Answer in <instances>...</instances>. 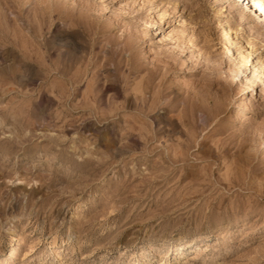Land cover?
<instances>
[{"label":"rangeland","instance_id":"rangeland-1","mask_svg":"<svg viewBox=\"0 0 264 264\" xmlns=\"http://www.w3.org/2000/svg\"><path fill=\"white\" fill-rule=\"evenodd\" d=\"M254 1L0 0V264H264Z\"/></svg>","mask_w":264,"mask_h":264},{"label":"bare ground","instance_id":"bare-ground-1","mask_svg":"<svg viewBox=\"0 0 264 264\" xmlns=\"http://www.w3.org/2000/svg\"><path fill=\"white\" fill-rule=\"evenodd\" d=\"M253 4H254V6L260 11V13H262V14H264V3L262 2V0H255L254 2H253ZM261 14V15H262ZM258 15V14H257ZM222 25V24H221ZM224 28V27H223ZM230 29V28H229ZM223 30V33H222V36H223V38H221V40H222V43H223V45H224V48H226V49H231L230 47H231V40H230V36H228V32H227V29L225 30V29H222ZM223 47V46H222ZM234 54V53H233ZM236 57V63H235V68H234V72L235 73H237L236 71L239 69L240 70V68H241V66H243L244 65V61H243V57H241V56H235ZM260 74H261V71H260V68H259V66H257V67H254L253 68V71H252V77H251V79H255V78H257V77H259L260 76ZM247 81L248 80H246V81H244L245 83H247ZM248 87L250 88V87H252V84H248ZM247 87V88H248ZM18 238V237H17Z\"/></svg>","mask_w":264,"mask_h":264}]
</instances>
